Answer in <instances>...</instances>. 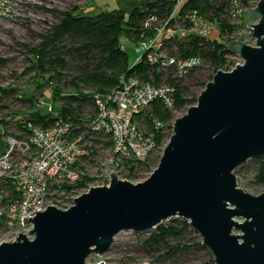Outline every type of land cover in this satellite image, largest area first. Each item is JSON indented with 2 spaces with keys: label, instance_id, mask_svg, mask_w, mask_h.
<instances>
[{
  "label": "water",
  "instance_id": "1",
  "mask_svg": "<svg viewBox=\"0 0 264 264\" xmlns=\"http://www.w3.org/2000/svg\"><path fill=\"white\" fill-rule=\"evenodd\" d=\"M248 18L246 40L227 45L243 63L218 71L176 119L146 181L112 172L109 186L91 188L71 208L31 214L23 222L33 239L1 244L0 264H88L122 232L146 233L173 218L189 221L215 264H264V193L244 192L234 174L264 157V0Z\"/></svg>",
  "mask_w": 264,
  "mask_h": 264
},
{
  "label": "trees",
  "instance_id": "2",
  "mask_svg": "<svg viewBox=\"0 0 264 264\" xmlns=\"http://www.w3.org/2000/svg\"><path fill=\"white\" fill-rule=\"evenodd\" d=\"M229 8V0H188L181 12L197 11L216 21L222 34H231L233 27L228 16ZM76 10L52 11L56 22L41 35V42L29 51L32 57L27 58L29 68L26 72L34 73L33 79L40 96H43L46 88L54 86L53 108L62 119L75 125L96 115L95 94L105 95L111 92L120 85L121 77H137L156 86L170 85L175 88L174 111L168 110L161 101H155L151 109L138 118L140 126L153 133L157 148L166 146L173 135L172 126L168 123L175 119L174 113L197 105L198 98L190 96V87L202 86L205 89L207 79L212 81L218 71L229 70V57L232 55L227 51V45L220 42L219 38L194 35L164 40V46L172 56L180 60H202L203 64L185 78H177L175 68L164 72L157 66H151L145 56L133 66L130 65L128 45L135 46L139 41L152 36V31L143 28L144 21L151 14L156 15L160 21L166 20L173 10L170 0H149L128 12L121 9L87 15L77 14ZM126 40L127 49L123 50L121 46ZM204 71L211 74L205 76ZM65 91L71 92L66 94ZM15 93V89L0 88V102L4 98H11ZM40 100L35 95L16 98L15 101L28 104L34 110L28 118L21 117L12 122L18 126L19 132L27 131L20 121H30L42 127H49L54 123L55 118L48 113V107L45 106V112L44 107H38ZM3 121L0 119V123ZM154 121L161 122V128H156ZM3 149L4 144L0 142V153ZM160 159L161 155L155 160L148 158L140 168L143 171L149 170L156 162L159 165ZM256 181L264 183V163L256 174ZM87 183L84 180L76 187L84 188ZM196 233L198 232L189 225V221L173 218L168 224H161L154 231L146 232L148 235L138 246L149 255L159 254L156 261L186 259L193 253L198 254L200 250L206 249L201 241H193L192 235ZM203 264H215L214 257L209 255V259Z\"/></svg>",
  "mask_w": 264,
  "mask_h": 264
},
{
  "label": "built area",
  "instance_id": "3",
  "mask_svg": "<svg viewBox=\"0 0 264 264\" xmlns=\"http://www.w3.org/2000/svg\"><path fill=\"white\" fill-rule=\"evenodd\" d=\"M170 1L173 10L166 20L160 21L154 14L145 19L143 28L152 31V36L139 41L134 49L141 54L140 59L145 56L151 66L164 72L175 68L176 77L181 79L203 62L199 58L180 60L172 56L164 46L165 39L190 35L211 38L217 32L227 45L232 41L246 40L249 24L244 18L258 4L254 0H229L228 16L233 31L222 34L216 21L203 14L197 11L182 13L188 0ZM127 42L122 44L123 50L127 49ZM155 101H161L168 110L174 111L175 88L156 86L137 77H121L117 88L105 95H94L96 115L87 119L86 125L82 122L74 126L71 121L62 119L52 104L46 105L41 99L38 107L47 106L48 113L55 118L54 123L42 127L23 121L27 131L18 135L7 134L0 153V245L15 242L20 234L25 233L32 240L29 232L33 227H26L23 222L31 214L43 213L48 207L67 210L75 204L81 196L76 195V186L82 181L80 162L92 152L87 146L90 137H107L112 142L115 156L135 168L146 162L157 149V143L154 135L144 134L138 118L151 109ZM110 174H107L103 186H109ZM123 233L139 235L133 231ZM118 236L108 253L103 256L92 254L96 258L91 255L86 262L133 264L126 248H121ZM140 264L153 262L146 260Z\"/></svg>",
  "mask_w": 264,
  "mask_h": 264
},
{
  "label": "rangeland",
  "instance_id": "4",
  "mask_svg": "<svg viewBox=\"0 0 264 264\" xmlns=\"http://www.w3.org/2000/svg\"><path fill=\"white\" fill-rule=\"evenodd\" d=\"M148 1L149 0H0V88H12L16 90L14 96L11 98H4L2 102H0V119L4 120L3 123H0V136H2L0 137V142L4 144V139L6 138L5 133L18 135V126L12 123L14 120H18L21 117L28 118L30 114L34 112L28 104L24 105L15 101L17 97L27 98L35 95L36 98L43 99L46 105L48 103L52 104V90L54 86L46 88L43 96H40L33 79L34 73H26L29 68V61L27 58L32 57L29 51L41 42V35L56 22L55 15L52 11L57 10L64 12L76 8L77 10L75 13L87 15H96L121 9L128 12ZM248 14L249 13H247L244 18L246 24L250 22ZM211 38H219V33L216 32ZM219 41L227 45V41L220 38ZM251 45L255 46V43ZM127 53L130 58L131 66L136 64L141 57V54L136 53L133 45H128ZM242 63L243 61L239 56L229 57V67L227 68L229 70L226 72L233 70L238 64ZM203 74L207 76L211 73L204 71ZM206 82L209 83L211 81L207 79ZM203 90L202 86H192L190 87V96L198 98ZM70 92L71 91H65L66 94ZM46 109L47 107H44L43 112H45ZM188 109L189 108H185L174 113L175 119L168 123V125L172 126V130L176 119L184 116ZM87 121V119H84L82 125H86ZM19 123L24 125L23 121ZM154 125L156 128H161L162 123L154 121ZM141 129L146 136L153 135V133L147 131L146 128L141 127ZM164 141L166 142V140ZM87 146H90L92 150L91 156L80 162L79 167H81L80 170L82 173L80 177L82 181L86 180L88 183L84 188L76 187V195L87 193L89 188L103 186L107 179V174L112 172H116L120 180L137 184L146 181L158 167L156 162L149 170L143 171V169L140 168V166H142L141 164H138L139 166L135 164V166L137 165L136 168L133 167L131 163L127 164L115 156L112 142L105 136L90 137ZM165 147V145L158 147L149 158L155 160V158L160 155L162 156ZM262 163H264V157L260 160H250L234 171L238 187L253 196H260L264 193V183L260 184L256 181V174L259 172ZM170 220L162 224H168ZM237 221L243 222V219H237ZM154 230L155 229L151 230V232ZM234 234L241 233L235 231ZM24 235L27 236V233ZM147 235L146 233L139 235L123 233L118 236L121 248H126L127 253L132 256L133 264L144 263L146 260H152L153 264H203L204 261L209 259V255H212L210 250L206 248L200 250L198 254L193 253L186 259L169 258L164 261H156L155 258L158 257L159 254L155 256L149 255L143 252L138 246V242ZM192 237L195 243L202 242V238L198 233L193 234ZM189 244L191 243L189 242ZM91 257L93 259L96 258V256L93 255Z\"/></svg>",
  "mask_w": 264,
  "mask_h": 264
}]
</instances>
